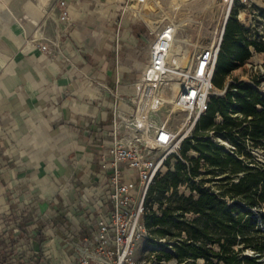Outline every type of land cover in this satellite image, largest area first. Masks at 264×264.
Returning <instances> with one entry per match:
<instances>
[{"label": "crops", "instance_id": "crops-1", "mask_svg": "<svg viewBox=\"0 0 264 264\" xmlns=\"http://www.w3.org/2000/svg\"><path fill=\"white\" fill-rule=\"evenodd\" d=\"M57 1L0 2V231L39 254L94 208L83 192L95 197L112 110L139 89L155 34L171 22V0H65L58 26L44 11L58 14Z\"/></svg>", "mask_w": 264, "mask_h": 264}, {"label": "built area", "instance_id": "built-area-1", "mask_svg": "<svg viewBox=\"0 0 264 264\" xmlns=\"http://www.w3.org/2000/svg\"><path fill=\"white\" fill-rule=\"evenodd\" d=\"M57 6L58 14L51 8L44 11L55 15L59 26L67 22L68 12L65 0H58ZM176 36L177 28L172 21L157 31L142 79L138 81L139 89L127 95L126 107L116 105L112 110L111 128L105 131L110 143L99 156L95 197L83 192L85 201L94 208L86 212L83 222L70 219L60 227L65 232L55 251L39 254L29 248L30 238L16 245L7 232L0 231V264H141L137 257L140 243L164 240L156 239L145 224L149 188L168 168L169 157L177 156L188 164L182 157V145L193 136L197 121L207 112L212 97L225 96L229 87L237 91V78L229 79L223 88L214 85L223 30L188 58L177 50ZM49 41L58 45L57 40ZM38 46L49 50L48 43ZM174 81L178 83L175 93ZM169 95L173 96L171 101L166 99ZM167 105L169 114L162 118L158 109ZM176 109L188 114L184 128L176 129L169 124V116ZM232 115L236 117L239 113ZM216 116L221 117L218 113ZM216 143L236 154V141L218 136ZM244 143L248 149L251 144L248 136ZM20 233L17 228L15 237L20 238Z\"/></svg>", "mask_w": 264, "mask_h": 264}, {"label": "trees", "instance_id": "trees-1", "mask_svg": "<svg viewBox=\"0 0 264 264\" xmlns=\"http://www.w3.org/2000/svg\"><path fill=\"white\" fill-rule=\"evenodd\" d=\"M236 13L232 10L225 24L215 66L217 88H223L232 70L251 57L252 48L264 52V44L246 36ZM235 86L236 92L229 87L225 96L212 97L207 112L198 119L192 136L197 142L191 147L199 156L189 158L188 164L177 159L147 194L145 224L156 239L174 240L171 252L163 254L179 262L202 258L204 264H264V162L244 145L248 136L251 145L264 152V92L245 80L237 79ZM216 113L220 121L215 120ZM210 131L236 141V154L206 138ZM189 147L187 139L182 153ZM240 156H251V164H244ZM166 163L170 165V157ZM201 165L218 176L217 188L204 186L201 179V184H192L189 194L180 193L178 185L197 177ZM248 249L254 254H246Z\"/></svg>", "mask_w": 264, "mask_h": 264}, {"label": "rangeland", "instance_id": "rangeland-1", "mask_svg": "<svg viewBox=\"0 0 264 264\" xmlns=\"http://www.w3.org/2000/svg\"><path fill=\"white\" fill-rule=\"evenodd\" d=\"M3 0H0L2 2ZM264 2V0H262ZM172 6L170 12H167V19H170L173 23H179L178 34L176 36L177 45L180 44V40L183 38L188 39V43H182L187 49L190 55H193L200 47L212 42L221 33L224 25L225 18L229 12L236 10V18L240 24L246 29V36L256 40L258 43L264 44V4L257 3L254 0H188L174 4L171 0ZM173 7V8H172ZM138 8V5L134 6ZM145 8H149L148 6ZM171 14V15H170ZM252 58L246 60L243 64L239 65L237 69L232 73L231 76L226 78V82L229 79H256L253 85L258 88L261 92H264V52L256 51L252 48ZM255 61L256 63L249 62ZM256 65V68H254ZM261 66V67H260ZM167 106L160 107V116L166 117L169 114ZM187 112L182 109H176L169 116V124L176 129L184 128L185 118ZM216 121H220L221 117H215ZM193 133H195L193 131ZM217 135L213 131H210L205 137L217 141ZM239 137L241 135H238ZM200 138L202 136H199ZM199 139V138H198ZM197 140L195 137H190L188 143L190 144L189 149L183 154V158L189 161V158L199 156V152L191 147L196 144ZM245 145V143H244ZM248 152L254 154L256 160L264 162V152L260 147H253L251 144L248 146ZM244 164H251V156H240ZM177 159L181 160L177 156L170 157V165L164 170V173L170 168L173 169L174 163ZM182 161V160H181ZM203 164V160H201ZM218 176H215L213 172H207L203 165L199 168V174L197 177L190 179V181L180 183L178 190L180 193L189 194L191 192V186L194 183L201 184V179H204V186L210 187L211 189L217 188ZM235 179V178H234ZM196 193V192H193ZM166 203H164V206ZM154 209L160 214L158 205H153ZM191 217V214H187ZM164 240L160 241H143L140 243L137 250V257L141 264H204L202 258L188 261L179 262L175 257H167L163 252H171V245L174 240L169 237H163ZM216 248V245L212 246ZM246 254L253 255L254 251L248 249ZM264 260V256L261 258Z\"/></svg>", "mask_w": 264, "mask_h": 264}, {"label": "bare ground", "instance_id": "bare-ground-1", "mask_svg": "<svg viewBox=\"0 0 264 264\" xmlns=\"http://www.w3.org/2000/svg\"><path fill=\"white\" fill-rule=\"evenodd\" d=\"M180 1L183 3V2H186L188 0H173V3L178 4V3H180ZM254 1H256L257 3H260V4H264V2L262 0H254ZM174 25L176 28H178L180 26L179 23H175V22H174ZM222 30H223V28H222ZM182 43H188V39L187 38L181 39L180 44L177 45V48H178L177 50L183 55L184 58H188L189 53L187 52V49L184 47V45H182ZM172 87H173L174 93H175L178 89V83L176 81L172 82ZM166 99L168 101H171L173 99V96L172 95L166 96Z\"/></svg>", "mask_w": 264, "mask_h": 264}, {"label": "water", "instance_id": "water-1", "mask_svg": "<svg viewBox=\"0 0 264 264\" xmlns=\"http://www.w3.org/2000/svg\"><path fill=\"white\" fill-rule=\"evenodd\" d=\"M228 17H229V12H228V14H227V16H226V18H225V21H224V25H223V33H224L225 24H226V22H227Z\"/></svg>", "mask_w": 264, "mask_h": 264}]
</instances>
